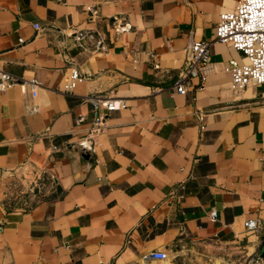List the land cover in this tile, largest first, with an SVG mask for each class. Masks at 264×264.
<instances>
[{
  "label": "crops",
  "instance_id": "crops-1",
  "mask_svg": "<svg viewBox=\"0 0 264 264\" xmlns=\"http://www.w3.org/2000/svg\"><path fill=\"white\" fill-rule=\"evenodd\" d=\"M237 1L0 0V69L18 81L0 94V264H143L185 242L258 260L264 85L234 93L224 68L244 56L214 42ZM191 40L211 61L181 95L162 85ZM73 68L87 80L66 93Z\"/></svg>",
  "mask_w": 264,
  "mask_h": 264
},
{
  "label": "built area",
  "instance_id": "built-area-1",
  "mask_svg": "<svg viewBox=\"0 0 264 264\" xmlns=\"http://www.w3.org/2000/svg\"><path fill=\"white\" fill-rule=\"evenodd\" d=\"M36 29L39 26L36 25ZM127 30V27L121 31ZM85 37L84 33H79L76 38L80 42ZM216 43L230 46L232 49L244 56V62L230 60L224 72L231 78V89L234 93H240L251 86L264 85V0H238L235 10L222 13L216 26ZM23 43V40H20ZM212 42L191 40L187 48L188 62L181 73L179 80L173 85V92L184 95L187 93L191 80L199 77L203 69L211 61ZM87 77L78 69H71L70 77L66 81L63 91L73 92L80 84L85 82ZM18 83L11 74L0 69V94L6 93ZM38 86L36 81H32L31 87ZM204 89V85L201 86ZM95 110L101 108V100L98 98L90 99ZM105 109L113 111L117 108L115 102H105ZM123 108L125 105L122 106ZM36 113L37 109H32ZM103 117L98 119L96 126H102ZM211 219L217 220V213L213 209L210 212ZM248 233H257L261 224L256 220L246 221L244 224ZM165 252L157 251L147 257L146 260H163ZM262 260L258 257V260Z\"/></svg>",
  "mask_w": 264,
  "mask_h": 264
},
{
  "label": "rangeland",
  "instance_id": "rangeland-1",
  "mask_svg": "<svg viewBox=\"0 0 264 264\" xmlns=\"http://www.w3.org/2000/svg\"><path fill=\"white\" fill-rule=\"evenodd\" d=\"M163 260H144L143 264H264L251 253H236L217 244L185 242L165 252Z\"/></svg>",
  "mask_w": 264,
  "mask_h": 264
},
{
  "label": "water",
  "instance_id": "water-1",
  "mask_svg": "<svg viewBox=\"0 0 264 264\" xmlns=\"http://www.w3.org/2000/svg\"><path fill=\"white\" fill-rule=\"evenodd\" d=\"M180 77H181V74L179 75V77H177L173 81H171V82H169L167 84L162 85V87H164V88L172 87L179 80ZM259 257L264 262V246L263 245L260 248V256Z\"/></svg>",
  "mask_w": 264,
  "mask_h": 264
}]
</instances>
